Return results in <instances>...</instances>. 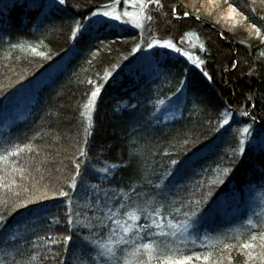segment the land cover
I'll use <instances>...</instances> for the list:
<instances>
[{"label": "trees", "instance_id": "16d2710c", "mask_svg": "<svg viewBox=\"0 0 264 264\" xmlns=\"http://www.w3.org/2000/svg\"><path fill=\"white\" fill-rule=\"evenodd\" d=\"M125 1L0 0V108L17 95L29 102L19 121L0 116V264H117L83 238L108 243L109 229H119L107 216L123 223L137 206L153 217L160 208L165 225L188 219L197 227L199 239L151 238L209 257L193 264H264V200L244 205L264 195V0H210L229 10L223 20L189 0H161L147 6L152 19L141 30L90 20ZM166 40L192 60L148 47ZM97 87L89 113L83 106ZM181 97L178 115L163 116ZM97 217L108 227H82ZM246 242L256 246L242 249ZM117 255L123 264L127 252Z\"/></svg>", "mask_w": 264, "mask_h": 264}, {"label": "snow or ice", "instance_id": "6c2138e0", "mask_svg": "<svg viewBox=\"0 0 264 264\" xmlns=\"http://www.w3.org/2000/svg\"><path fill=\"white\" fill-rule=\"evenodd\" d=\"M66 0H59V4L63 5L65 4ZM149 4H154L157 7H162L161 0H133V6H139L140 13H133L129 11H124L123 13H120L116 11L115 6L112 7L110 11L106 10L102 13H99V15H102L104 17H109L112 20L120 21L121 23H133L135 27H141L140 17L144 13V9L147 8ZM32 6H38L37 0H32ZM232 13L236 12L235 8H232L229 6ZM98 13H93V15H97ZM172 14L176 19H180L181 17L176 12V7L173 6ZM190 13L188 11H185L183 13V17H188ZM122 17H127L129 19L124 20ZM148 20H151L152 17L149 15L146 17ZM199 19V16L196 17ZM255 28V25H253ZM77 28L75 31H78ZM256 33L259 35V28H256ZM74 31V35H75ZM159 45L160 47L166 48V49H172L175 52L181 53L184 56H187L188 59L192 60V56L188 52H181V49L177 47L172 41H164L163 43L159 41H153L152 43H149L148 47L151 48L154 45ZM201 49H203V45L200 46ZM138 50V49H137ZM31 51L34 53L36 52L35 48H32ZM38 55H42V53H37ZM193 63H197V61L193 60ZM200 63H203V61H200ZM199 66V65H197ZM106 75H109L106 73ZM207 75V73H205ZM100 88L97 87L94 91L91 92L90 98L88 99L87 103L84 104V108L88 110L90 113L95 105V101L97 96L99 95ZM162 103V102H161ZM243 115H247V113H243ZM89 121H91V116H88ZM229 123V119L225 117V119L222 122V125H227ZM241 134L244 136V139L240 140V153L242 154L244 152L243 145L245 144V140L248 138V136L251 135V128L250 126L244 127L241 130ZM86 153L84 151H81L80 155L83 156ZM9 155H18V152H11ZM6 159V157H0V160ZM173 165L178 164V161L172 160L171 162ZM111 167H116V165H112ZM76 176L81 175L79 169L80 165L79 163L76 164ZM104 172H108V168L102 169ZM225 173H227L228 169L224 170ZM213 184L216 183L215 180L212 181ZM72 188H76V179L75 176L73 177ZM61 196H67L68 194L66 192L61 191L59 193ZM199 203V201H197ZM120 208H127L126 205L123 203L120 204ZM112 210L109 209V212ZM119 212V209L117 210ZM155 213V216L153 217L151 212H148L147 209L141 208L139 206L136 207L134 211H127L125 210L122 215L126 217V219L121 222L119 219H113L112 216H107V219L112 220L114 224L118 226L119 234L117 233L116 228L109 229L110 235H109V241L108 243H100L99 240H91L89 241V238L86 236L84 237V241H87L91 243L93 246L98 247L101 249L97 253L98 257H104L106 260L116 261L117 264H119V261L121 259L120 256L117 255V252L125 253L127 252V255L123 256V264H152L153 261L156 262V264H193V261H199L203 259L205 262L208 261V256H195L192 255H185L181 254L179 249H172L169 248L166 244H163L162 242H157L156 240L151 239L153 236L156 237H168V236H177L179 233L180 235H183L185 232L188 231L189 226V220L185 219L184 221L180 222H173L172 220H168L167 224L165 225L163 220L164 217L161 213L160 208H156L153 210ZM145 213L148 214L149 217H151V224H139L138 222L141 220V216ZM185 217H188V213H184ZM191 216H196L195 211H192ZM103 217H97V224L93 225L91 221L89 223L83 224L82 227L91 229L92 227H100V228H107L108 226L103 223ZM68 223H73V221L70 219ZM155 228L158 231L153 232L151 229ZM169 229L170 231H166L165 229ZM143 233V235H141ZM112 235H118L117 239H111ZM253 241L257 239V236L253 235L251 237ZM69 240H71L70 236L63 237L62 241L53 240V243H66ZM259 240L261 241V247H264V234H261L259 236ZM147 241V242H144ZM121 245H132L131 251H128L126 248L120 247ZM256 245L252 243H243L240 245L242 249H253ZM143 256H146V259L142 258ZM248 256L251 259L252 254L251 252H248ZM35 259V257H33ZM95 259V258H92Z\"/></svg>", "mask_w": 264, "mask_h": 264}, {"label": "rangeland", "instance_id": "374dc122", "mask_svg": "<svg viewBox=\"0 0 264 264\" xmlns=\"http://www.w3.org/2000/svg\"><path fill=\"white\" fill-rule=\"evenodd\" d=\"M195 7L197 11L204 12L208 14H213L214 16H219L221 20L223 18H227L228 15H230L229 10H222L217 11L215 3L211 2L210 0H189ZM115 6L116 11L123 13L124 11H129L133 13H140V8L139 6H133V0H128L122 3V7H119L118 3H114L113 5L107 7L105 10L96 12L98 13L97 15L91 16L90 20H95V21H107L109 23H112L113 25H122V26H129L133 27L136 29H143L145 27V23L148 21L146 18L148 16L146 9H144L143 15L140 17V22H141V27H135L133 23H121L120 21H115L110 19L109 17H104L102 15H99V13H102L106 10L110 11L112 7ZM122 19L127 20L129 18L127 17H122ZM151 41L150 43H152ZM159 45H154L153 47H158ZM183 99L178 98L174 100L173 102L168 103L163 107V116L172 118L173 116L178 115L179 109L182 106ZM28 106L29 102L25 99L24 96L22 95H17L14 98L7 100L4 105L0 108V116H5V115H11L15 116L17 118V121L21 120L27 113L28 111ZM1 124V120H0ZM264 200V195L262 193L260 194L258 191L254 192L253 195H249L248 199L245 201L244 205L248 211H250L254 206H256L257 203L262 202ZM237 204V202H236ZM238 210L233 211L232 213H236ZM214 226V225H212ZM197 227L194 225H189L188 226V231L183 234L184 237H188L190 239H199L200 236L199 232H196Z\"/></svg>", "mask_w": 264, "mask_h": 264}]
</instances>
